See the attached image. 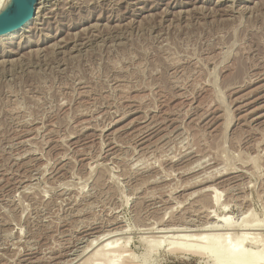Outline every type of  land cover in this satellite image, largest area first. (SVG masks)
Returning a JSON list of instances; mask_svg holds the SVG:
<instances>
[{"label":"rangeland","instance_id":"rangeland-1","mask_svg":"<svg viewBox=\"0 0 264 264\" xmlns=\"http://www.w3.org/2000/svg\"><path fill=\"white\" fill-rule=\"evenodd\" d=\"M224 213L264 222V0H38L0 36V264L114 232L116 264H213L154 229Z\"/></svg>","mask_w":264,"mask_h":264},{"label":"bare ground","instance_id":"bare-ground-1","mask_svg":"<svg viewBox=\"0 0 264 264\" xmlns=\"http://www.w3.org/2000/svg\"><path fill=\"white\" fill-rule=\"evenodd\" d=\"M9 2H10V0H0V4L5 5L4 7H0V11L2 9H4L8 5ZM37 3H38V0L36 2V5H37ZM36 5H35V8H36ZM34 14H35V10H34ZM34 14H33L32 18L34 17ZM37 17H35V18H37ZM30 20H28L27 22H29ZM27 22H25L24 24H26ZM24 24L21 27L16 28V29H14L8 33L2 34L0 36L7 35L13 31L18 30V29L22 28L24 26ZM80 45H82V44H80ZM206 179H207V177H206ZM202 182H203V180H202ZM203 186H205V187H203V188H205L204 189L205 191H207V192L210 191V192L214 193L213 196H211L213 203L219 202L218 201L219 200V196H218L219 194H216V191L213 192L214 187L212 188L211 184H207V183H206V185L204 184ZM205 191H203V192H205ZM196 213H199V212L197 211ZM161 225H163V223ZM164 225H165L164 228H162V229L159 228L160 230L157 229L158 232L156 231V229H154L155 230L154 232H156L155 234L160 233L159 236L157 235L158 238L156 237L157 244H159L158 240L160 242L159 245H161V243L162 244L164 243L163 240H166L169 238L168 239L169 241H166L168 244L169 251L179 252V253L190 252L193 254L200 255L201 257L207 256L208 258L209 257L212 258L213 264H264V233H263L264 230L260 229V228H262V226L264 227V222L261 219H257V218L256 219L254 218L251 220H248V219L245 220L244 219L242 222L240 221L238 223L235 221L232 222L231 217L228 216L226 213H224L221 216L213 217L210 220H206V222L204 224L200 225L201 227L198 229H195L196 227H198V225H196V227L194 229H187L186 227L181 226V224H179V223H178V225L169 224V223L164 224ZM149 228H151V227H149ZM249 230H257V231L262 230V232L259 231L256 233L254 231H249ZM148 231H149V229H148ZM121 232L122 231H120V232L118 231V233H121ZM114 233H117V232H114ZM114 233L113 234L112 233L107 234V235L104 233L102 235L100 234L101 236L97 237L95 239V242H92L93 244H95V246L90 251H92V250L93 251L91 253L89 252V254L87 253V254L82 256V257H85L84 259L82 258L83 259L82 264H94L95 263L94 260H96L97 256H99L100 253L102 254V252H106V254H107V256L103 257L102 264H116V263H118L120 258L121 259L123 258V256L127 258L129 256V254H128V256H126V253L129 250L124 249L125 244H123V246H121V244H119V239H118L119 237L117 238L116 234H114ZM148 233H150V231ZM142 237H144V236H142ZM156 239H155V241H156ZM155 241H153V242H155ZM159 245H157V246H159ZM147 248L149 249L150 246ZM132 257H134V259H133L134 261L136 258L139 259L138 257H135V256H131V258ZM100 258L102 259V257H100ZM137 259H136V261H137ZM127 260H128V258H127ZM129 261L132 263V260H129ZM120 262H121V260H120Z\"/></svg>","mask_w":264,"mask_h":264},{"label":"water","instance_id":"water-1","mask_svg":"<svg viewBox=\"0 0 264 264\" xmlns=\"http://www.w3.org/2000/svg\"><path fill=\"white\" fill-rule=\"evenodd\" d=\"M37 0H10L0 11V35L21 27L34 14Z\"/></svg>","mask_w":264,"mask_h":264},{"label":"snow or ice","instance_id":"snow-or-ice-1","mask_svg":"<svg viewBox=\"0 0 264 264\" xmlns=\"http://www.w3.org/2000/svg\"><path fill=\"white\" fill-rule=\"evenodd\" d=\"M5 5L4 4H0V7H4Z\"/></svg>","mask_w":264,"mask_h":264}]
</instances>
